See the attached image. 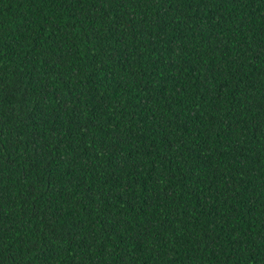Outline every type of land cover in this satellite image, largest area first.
Wrapping results in <instances>:
<instances>
[{
	"label": "trees",
	"instance_id": "16d2710c",
	"mask_svg": "<svg viewBox=\"0 0 264 264\" xmlns=\"http://www.w3.org/2000/svg\"><path fill=\"white\" fill-rule=\"evenodd\" d=\"M0 264H264V0H0Z\"/></svg>",
	"mask_w": 264,
	"mask_h": 264
}]
</instances>
